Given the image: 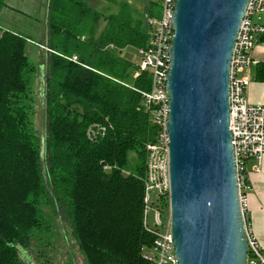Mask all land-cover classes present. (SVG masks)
<instances>
[{
    "label": "trees",
    "instance_id": "obj_1",
    "mask_svg": "<svg viewBox=\"0 0 264 264\" xmlns=\"http://www.w3.org/2000/svg\"><path fill=\"white\" fill-rule=\"evenodd\" d=\"M118 5L97 34L104 14L85 0H49L44 138L26 103L37 70L28 39L0 32V264H26L21 249L42 228V202L64 211L86 264H146L141 248L152 236L142 225V175L156 126L136 90H149L148 74L123 54L147 43L145 9ZM74 27L89 30L77 35ZM96 126L104 132L89 137ZM130 152L138 159L124 173Z\"/></svg>",
    "mask_w": 264,
    "mask_h": 264
},
{
    "label": "water",
    "instance_id": "obj_2",
    "mask_svg": "<svg viewBox=\"0 0 264 264\" xmlns=\"http://www.w3.org/2000/svg\"><path fill=\"white\" fill-rule=\"evenodd\" d=\"M248 0H176L170 94V231L180 264H245L229 129V68Z\"/></svg>",
    "mask_w": 264,
    "mask_h": 264
},
{
    "label": "built area",
    "instance_id": "obj_3",
    "mask_svg": "<svg viewBox=\"0 0 264 264\" xmlns=\"http://www.w3.org/2000/svg\"><path fill=\"white\" fill-rule=\"evenodd\" d=\"M159 6V14L151 4ZM176 0H146L145 25L147 43L139 48L138 72H147L149 90L136 89L141 94L145 110L156 126L154 140L146 144V160L143 182L142 225L152 240L143 245L141 256L146 264H180L175 252L170 231V176L169 141L167 129L170 94L167 80L170 69V48L174 36V11ZM158 11V10H157ZM264 0H248L234 42L229 68V129L236 167L238 200L246 235L247 250L245 264H264L262 245L251 229L248 214L247 191L250 186L246 178L245 165L254 159L253 169L260 171L264 156V104L248 101L246 90L250 83L247 68L253 62L252 50L259 37L264 34ZM6 30L0 26V32ZM44 50L50 51L48 46ZM73 61L77 56L71 57ZM104 127L88 129L89 137L104 132ZM105 170L111 166L104 165ZM124 173H128L123 170ZM165 201V207L162 202ZM149 212H152L149 218Z\"/></svg>",
    "mask_w": 264,
    "mask_h": 264
},
{
    "label": "rangeland",
    "instance_id": "obj_4",
    "mask_svg": "<svg viewBox=\"0 0 264 264\" xmlns=\"http://www.w3.org/2000/svg\"><path fill=\"white\" fill-rule=\"evenodd\" d=\"M4 1H7V3L14 7V9H8L6 7L1 9L0 20L4 23L2 25L8 28L7 30L15 31L30 39L26 44L25 51L29 60L37 65V70L29 79L28 90L26 92V103L30 105V120L33 131L36 132L38 137L44 138L43 90L46 68V60L44 57H46V54L43 53L41 56L37 53H39L38 42L45 43V39H47L45 29L47 28L48 12L45 13L44 8L48 6L49 9V0H46L41 13L38 8H30L22 3L18 4L15 2L16 0ZM85 1L90 7L98 10L104 15L118 11L119 5H116V3L119 4L120 2V0H114L115 4H113L111 0ZM97 1L102 2V5L95 6L93 3ZM125 1L131 6V8L142 11L146 0ZM152 8L155 9L158 15V4L152 2L151 9ZM4 26L1 27L4 28ZM72 30L74 34L78 35L83 31H88L89 28L74 27ZM36 50L38 52H35ZM44 52L46 51L44 50ZM123 54L135 65H138L139 54L135 48H126L123 51ZM38 55H40V58ZM137 159L135 152H130L128 154L129 166L125 169L126 172L129 173V171L132 170ZM246 167L247 166L245 165V168ZM40 208L42 228L33 230L28 246L21 249L20 257L23 261L26 264H86L71 233L69 220L64 211L61 210L59 213L55 214L51 205L43 202L40 205ZM151 215L152 212H149V218H151Z\"/></svg>",
    "mask_w": 264,
    "mask_h": 264
},
{
    "label": "crops",
    "instance_id": "obj_5",
    "mask_svg": "<svg viewBox=\"0 0 264 264\" xmlns=\"http://www.w3.org/2000/svg\"><path fill=\"white\" fill-rule=\"evenodd\" d=\"M111 1L113 4H115L114 0ZM15 2H17L18 4L22 3L30 8H38L41 13L42 8L46 3V0H16ZM93 4H95V6H101L102 2L97 1L94 2ZM116 5L118 4L116 3ZM4 7L8 9H14V7H12L9 3H7V1H4L3 6L0 7V11ZM44 11L45 13L48 12V6L44 8ZM262 17L264 20V14ZM106 23L107 21L104 15V17H101L99 21L97 34H99L104 29ZM2 24L4 23L0 20V25L4 26ZM4 28L8 29L5 26ZM29 40L30 39H28V41ZM46 43H47L46 39H45V43L38 42L39 53L37 54H40L42 56L43 53H45L43 50L44 49L43 45H46ZM38 51L36 50L35 52ZM40 55H38L39 58ZM252 59L253 62L246 70L250 77V83L246 90V97L248 101L251 103L264 104V34L259 37L257 43L255 44L252 50ZM254 164H255V160L252 158L248 159L246 162L247 167L245 173L250 186L249 191H247L248 214L250 218L252 232L258 238L260 244L262 245V249L264 253V156L260 171H255L253 169Z\"/></svg>",
    "mask_w": 264,
    "mask_h": 264
}]
</instances>
